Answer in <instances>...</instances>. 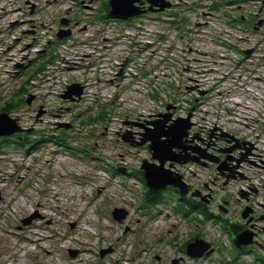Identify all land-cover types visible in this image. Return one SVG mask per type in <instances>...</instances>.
<instances>
[{"label": "rangeland", "instance_id": "1", "mask_svg": "<svg viewBox=\"0 0 264 264\" xmlns=\"http://www.w3.org/2000/svg\"><path fill=\"white\" fill-rule=\"evenodd\" d=\"M101 1L92 10L71 0H40L32 26L40 40L51 38L66 15L74 20L78 40L65 48L69 62H58L61 53L36 71L58 55L61 42L53 41L41 59L14 67L10 56L37 41L24 34L28 24L15 23L0 0V104L15 103L11 116L33 129L24 135L43 138L30 152L16 142L0 145V264H172L176 258L179 264H263L258 258L264 254V95H258L264 92V23H258L264 0H220L218 8L211 7L216 0L194 1L163 15L152 11L131 25L98 18ZM254 13V27L236 19ZM11 42L15 48L4 53ZM122 63L127 72L117 78ZM73 82L87 85L80 103L61 96ZM41 105L46 112L38 118ZM104 105L110 114L90 120ZM241 109L249 113L242 117ZM166 111L176 119L190 117L182 138L187 148L173 150L198 158L174 166L168 161L165 167L180 173L193 193L201 192L191 200L205 205L210 216L198 213L171 186L157 192L159 204H138L144 188L134 173L144 159L160 162L152 159L150 141L132 142L154 126L149 119H163L158 114ZM62 130L68 133L63 146L53 141ZM109 162L122 169L113 171ZM174 200L180 201L179 210ZM109 203L125 208L127 217L108 222ZM186 210L194 212L185 216ZM32 213L41 216L22 224ZM231 223L256 231L257 249L237 250ZM198 237L212 244L211 254H187L188 243ZM63 243L77 253L72 256ZM102 248L110 249L104 257Z\"/></svg>", "mask_w": 264, "mask_h": 264}, {"label": "water", "instance_id": "2", "mask_svg": "<svg viewBox=\"0 0 264 264\" xmlns=\"http://www.w3.org/2000/svg\"><path fill=\"white\" fill-rule=\"evenodd\" d=\"M112 1V10L111 14L116 17L122 18H130L131 16L141 14L142 12L147 11L148 9L154 10V6L158 5L159 8L155 10H163L167 6H170L169 2L164 0H149L150 6L148 9H141V7L137 3H141L142 0H111ZM63 22L67 23L68 19H63ZM263 20H260L258 25H262ZM70 29L61 30L59 32L60 37H64L70 34ZM83 85L81 83H72L68 86L65 93H63L64 98L75 99L74 94L81 96L83 93ZM32 96L29 97L28 102H31ZM172 120L168 129H165L167 123ZM187 121V125H182L184 121ZM130 123V121H127ZM153 124V127L147 128L149 130L148 133L144 134V138L140 141H137L138 144H144L147 141H150L149 147L152 150L153 159H158L160 163L155 161L144 160L142 164V170L144 171V175L150 184L152 190H159L165 188L166 186H174L178 187L181 194H186L189 191L188 184L184 181L183 176L176 172L174 174V170L171 168L165 167L167 161H171V166L178 163H185L188 160L197 159L198 157H193L191 155H182V151L180 153H176L173 148L178 147L180 149H186L182 142L183 136H187L189 132V128L191 126L190 117L187 119L184 118H175L173 119V114L168 113L163 115V119L150 121ZM184 128V130H181ZM24 130L17 122V118H13L7 112H0V136L1 135H11L16 132ZM127 135H132V132L128 131ZM128 139L127 136H124ZM164 137V138H163ZM208 156V155H206ZM219 169L223 170V166L219 165ZM194 195H200L201 192L197 191L193 193ZM248 214V211L244 212V216ZM126 215V211L123 208H117L115 210V216L122 220ZM39 216L38 213H32L23 219V224H29L33 219ZM254 241V233L251 230H244L238 234L236 239V244L240 247L243 244H251ZM214 251L211 248V243L203 238H196L194 241H191L187 245V254L193 257H200L204 254H211ZM77 250L72 251V255H75ZM179 259L176 258L173 261V264H179Z\"/></svg>", "mask_w": 264, "mask_h": 264}, {"label": "flooded vegetation", "instance_id": "3", "mask_svg": "<svg viewBox=\"0 0 264 264\" xmlns=\"http://www.w3.org/2000/svg\"><path fill=\"white\" fill-rule=\"evenodd\" d=\"M146 6H148V5H146ZM150 12H147V13H145V14H142V16L141 17H143V16H145V15H148ZM139 16V17H140ZM15 104V103H14ZM40 109V108H39ZM167 109V108H166ZM42 111V110H41ZM0 112H4V100L1 102V104H0ZM40 112V111H39ZM38 118H39V116H38ZM152 120H155V119H149L148 120V122L149 121H152ZM18 136L19 137H24L26 140L29 138V136H25L24 134H22V136L20 135V134H18ZM9 140H12V141H9ZM14 140H16V138H7V137H4V136H1L0 137V144H2V145H4V142L5 141H7V142H13ZM178 189V188H177ZM197 195V194H196ZM195 195V196H196ZM0 198H2V190L0 189ZM184 198H188V199H192L193 198V194H191V193H189V194H187L186 195V197H184ZM205 206V205H204ZM206 207V206H205ZM127 215H128V213H127ZM127 215H126V217H127ZM244 227V226H243ZM243 227H242V229H243ZM255 232V237H256V231H254ZM245 249H249V250H254V249H257V247H256V243H253L252 245H249V246H246V247H244Z\"/></svg>", "mask_w": 264, "mask_h": 264}, {"label": "trees", "instance_id": "4", "mask_svg": "<svg viewBox=\"0 0 264 264\" xmlns=\"http://www.w3.org/2000/svg\"><path fill=\"white\" fill-rule=\"evenodd\" d=\"M242 23V17L239 19ZM13 107L12 102L10 104H7V106H4V109H11ZM158 192V191H157ZM156 191H152L148 196V199L146 201V203L148 202V204H157L159 202H161V199L158 197V193ZM193 206L195 207V209H198L201 212H204L206 214H208L207 209L205 208L204 205H200V204H193ZM193 210H186L184 213L187 215L188 213H190ZM236 228L239 227V225L235 226ZM238 230V229H237Z\"/></svg>", "mask_w": 264, "mask_h": 264}, {"label": "bare ground", "instance_id": "5", "mask_svg": "<svg viewBox=\"0 0 264 264\" xmlns=\"http://www.w3.org/2000/svg\"><path fill=\"white\" fill-rule=\"evenodd\" d=\"M263 79H264V78H263ZM197 85H200V80L198 81ZM263 93H264V92L261 91V92L259 93L258 97H259V98H263V95H264ZM240 96H241V95H240ZM240 96H239V97H240ZM240 99H241V98H240ZM242 100H243V99H242ZM242 100H241V101H242ZM249 105H250V104H249ZM248 107H251V106H247V108H248ZM245 108H246V107H245ZM249 109H250V108H249ZM254 109H255V108H254ZM243 111H244V112H243ZM249 111H250V110H249ZM240 113H243V115H242V117H243L244 115H247L249 112H248L247 110H242V109H241V112H240ZM240 116H241V115H240ZM247 119H248V118H247ZM247 125L249 126L250 124H247ZM34 241H35V240L32 239V242H34Z\"/></svg>", "mask_w": 264, "mask_h": 264}, {"label": "built area", "instance_id": "6", "mask_svg": "<svg viewBox=\"0 0 264 264\" xmlns=\"http://www.w3.org/2000/svg\"><path fill=\"white\" fill-rule=\"evenodd\" d=\"M127 78V77H126Z\"/></svg>", "mask_w": 264, "mask_h": 264}]
</instances>
